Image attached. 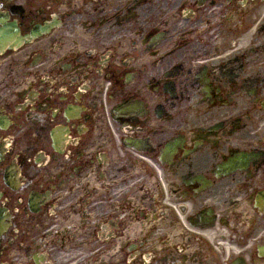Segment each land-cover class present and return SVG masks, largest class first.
I'll return each instance as SVG.
<instances>
[{"label": "flooded vegetation", "instance_id": "obj_1", "mask_svg": "<svg viewBox=\"0 0 264 264\" xmlns=\"http://www.w3.org/2000/svg\"><path fill=\"white\" fill-rule=\"evenodd\" d=\"M0 264H264V0H0Z\"/></svg>", "mask_w": 264, "mask_h": 264}]
</instances>
